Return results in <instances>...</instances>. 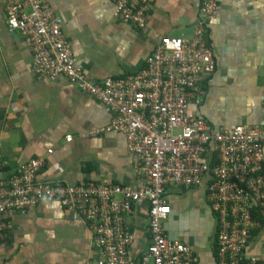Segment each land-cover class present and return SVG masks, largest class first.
Here are the masks:
<instances>
[{
  "label": "crops",
  "instance_id": "1",
  "mask_svg": "<svg viewBox=\"0 0 264 264\" xmlns=\"http://www.w3.org/2000/svg\"><path fill=\"white\" fill-rule=\"evenodd\" d=\"M4 1L0 180L20 164L42 158L38 177L44 181L140 185L123 136L103 132L112 119L105 106L65 77L49 81L32 74L22 37L6 27ZM218 2L220 12L205 33L216 69L201 83L200 102L193 111L212 130L237 123L258 127L264 114V0ZM46 3L61 19V33L86 81L93 82L140 71L159 37L191 38L200 6V0H157L141 31L114 19L111 0ZM166 199L171 210L166 236L187 245L197 264H215V225L204 188L168 186ZM126 223L133 235L129 256L136 260L149 244L146 206L134 207ZM247 253L264 257V224L254 231ZM97 256L86 223L72 221L56 201L42 200L29 213H15L12 229L0 242V264H94Z\"/></svg>",
  "mask_w": 264,
  "mask_h": 264
},
{
  "label": "built area",
  "instance_id": "2",
  "mask_svg": "<svg viewBox=\"0 0 264 264\" xmlns=\"http://www.w3.org/2000/svg\"><path fill=\"white\" fill-rule=\"evenodd\" d=\"M111 1L115 20L142 31L157 0ZM4 12L8 31L19 33L31 54L37 79L65 77L105 106L112 119L103 132L123 136L140 185L44 181L38 172L45 160L30 159L0 180V242L15 213L49 200L72 221L86 223L98 255L94 264H197L187 245L165 234L171 215L166 191L203 187L215 225V264H264V257L247 253L264 224V114L258 127L237 123L212 130L193 111L201 83L216 69L205 33L220 12L218 0H200L191 38L159 37L140 71L101 82L86 81L46 0H5ZM140 204L146 206L149 244L134 260L126 219Z\"/></svg>",
  "mask_w": 264,
  "mask_h": 264
},
{
  "label": "trees",
  "instance_id": "3",
  "mask_svg": "<svg viewBox=\"0 0 264 264\" xmlns=\"http://www.w3.org/2000/svg\"><path fill=\"white\" fill-rule=\"evenodd\" d=\"M261 218H262V216H261V215H259V218H258V219H259V221H260V222H262V219H261Z\"/></svg>",
  "mask_w": 264,
  "mask_h": 264
}]
</instances>
